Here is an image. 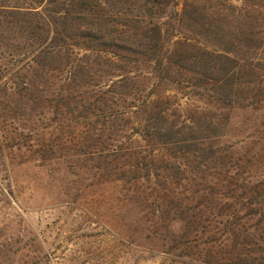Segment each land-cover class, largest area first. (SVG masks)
<instances>
[{"label": "trees", "instance_id": "16d2710c", "mask_svg": "<svg viewBox=\"0 0 264 264\" xmlns=\"http://www.w3.org/2000/svg\"><path fill=\"white\" fill-rule=\"evenodd\" d=\"M253 1L0 0L6 140L43 164L87 158L131 180L200 259L264 264V161L220 144V112L235 99L264 115V59L210 43L218 15L223 35L251 54L257 46L241 41L256 40L246 33L249 14L262 15ZM174 86L206 96L208 109L183 110Z\"/></svg>", "mask_w": 264, "mask_h": 264}, {"label": "rangeland", "instance_id": "374dc122", "mask_svg": "<svg viewBox=\"0 0 264 264\" xmlns=\"http://www.w3.org/2000/svg\"><path fill=\"white\" fill-rule=\"evenodd\" d=\"M232 2L240 6L242 0ZM260 2L262 15L250 13L253 30H246L256 40L241 41L257 46L251 54L239 47L237 36L223 35L218 15L213 20L221 37L218 33L210 43L218 50L238 52L248 62L264 59V0ZM176 86L170 88L171 96L183 110L192 105L208 109L206 96ZM255 90L262 93L258 86ZM250 104L235 99L232 107L220 112L225 124L220 144L240 153H259L264 161V115L259 105ZM2 107L0 103V112ZM4 114L0 113V264H211L208 258L200 259L193 246H178V236L173 237L168 223L136 196L131 180L103 176L102 166L87 158L74 163L67 158L45 164L33 160L25 149L6 140L4 125L10 122L3 123ZM13 123L21 133L27 126L21 115Z\"/></svg>", "mask_w": 264, "mask_h": 264}]
</instances>
